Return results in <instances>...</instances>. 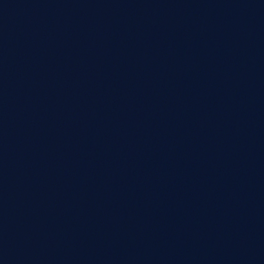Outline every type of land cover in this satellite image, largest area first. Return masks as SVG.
Listing matches in <instances>:
<instances>
[{
  "label": "water",
  "instance_id": "obj_1",
  "mask_svg": "<svg viewBox=\"0 0 264 264\" xmlns=\"http://www.w3.org/2000/svg\"><path fill=\"white\" fill-rule=\"evenodd\" d=\"M0 264H264V0H0Z\"/></svg>",
  "mask_w": 264,
  "mask_h": 264
}]
</instances>
